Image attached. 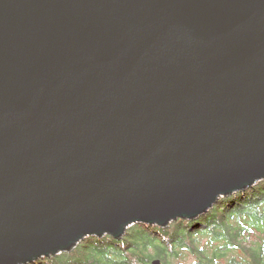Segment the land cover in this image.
Wrapping results in <instances>:
<instances>
[{
	"label": "water",
	"instance_id": "water-1",
	"mask_svg": "<svg viewBox=\"0 0 264 264\" xmlns=\"http://www.w3.org/2000/svg\"><path fill=\"white\" fill-rule=\"evenodd\" d=\"M261 179L264 0H0V264Z\"/></svg>",
	"mask_w": 264,
	"mask_h": 264
},
{
	"label": "trees",
	"instance_id": "trees-1",
	"mask_svg": "<svg viewBox=\"0 0 264 264\" xmlns=\"http://www.w3.org/2000/svg\"><path fill=\"white\" fill-rule=\"evenodd\" d=\"M191 255L195 264H264V179L220 196L196 218L167 227L134 223L121 238L87 236L69 252L29 264H171Z\"/></svg>",
	"mask_w": 264,
	"mask_h": 264
},
{
	"label": "rangeland",
	"instance_id": "rangeland-1",
	"mask_svg": "<svg viewBox=\"0 0 264 264\" xmlns=\"http://www.w3.org/2000/svg\"><path fill=\"white\" fill-rule=\"evenodd\" d=\"M194 261L193 255L189 256L186 261H183L181 259H174L171 264H192ZM186 262V263H185Z\"/></svg>",
	"mask_w": 264,
	"mask_h": 264
},
{
	"label": "flooded vegetation",
	"instance_id": "flooded-vegetation-1",
	"mask_svg": "<svg viewBox=\"0 0 264 264\" xmlns=\"http://www.w3.org/2000/svg\"><path fill=\"white\" fill-rule=\"evenodd\" d=\"M195 262H197V259H195L192 264H195Z\"/></svg>",
	"mask_w": 264,
	"mask_h": 264
}]
</instances>
